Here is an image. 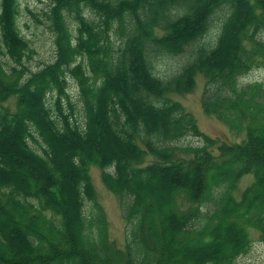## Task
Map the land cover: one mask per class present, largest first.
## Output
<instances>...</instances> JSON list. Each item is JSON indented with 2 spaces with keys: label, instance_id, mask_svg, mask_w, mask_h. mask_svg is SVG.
Returning <instances> with one entry per match:
<instances>
[{
  "label": "trees",
  "instance_id": "obj_1",
  "mask_svg": "<svg viewBox=\"0 0 264 264\" xmlns=\"http://www.w3.org/2000/svg\"><path fill=\"white\" fill-rule=\"evenodd\" d=\"M49 1L56 57L30 70L18 0H1L0 53L14 64L0 61V264H237L251 230L264 239V80L237 87L264 67V0ZM215 16V42L194 46ZM189 48L177 72L157 73L153 54ZM67 74L82 121L63 108V98L73 107ZM199 74L205 111L244 130L241 141L219 143L170 96ZM188 135L203 144L179 146ZM92 166L120 196L124 248L109 236Z\"/></svg>",
  "mask_w": 264,
  "mask_h": 264
},
{
  "label": "rangeland",
  "instance_id": "obj_2",
  "mask_svg": "<svg viewBox=\"0 0 264 264\" xmlns=\"http://www.w3.org/2000/svg\"><path fill=\"white\" fill-rule=\"evenodd\" d=\"M50 7L51 2L49 0H18V28L33 48V51L29 52V57L24 59V63L30 70H38L46 63L54 61L56 57L55 34L50 29ZM219 24V19L215 16L208 33L199 39L194 46L197 44L209 45L208 43L215 42L219 33ZM191 48L187 49V52L182 55L177 56L163 53L153 54V64L155 65L157 73L162 77H168L177 72L180 66L186 62L187 58L191 55ZM0 61L7 62L5 68H9L14 64L5 53H0ZM246 78L247 81L264 80V67L254 68ZM67 80L69 99L72 101L73 107L69 109L67 99L63 98V108L66 113L72 112L73 114L71 115L73 118L82 121L84 119V110L79 85L75 77L71 74H67ZM205 83V76L199 74L193 90L185 93H171L170 96L173 99L180 101L185 110L194 115L200 129L215 138L219 143H234L241 141L246 135L244 130L237 133L231 130L226 123L218 119L215 115L205 111L202 104ZM56 98L57 93H54L53 98L50 97L48 101L53 108V112H57L54 104ZM5 104L8 105L11 110H15L16 98H10ZM203 142L204 141L201 137L188 135L181 138L177 144L179 146H195L203 144ZM32 144L34 145L33 142ZM37 149L42 153L39 147ZM91 176L97 193V201L103 207L106 215L109 236L119 247L124 248L126 244L127 221L122 214L120 196L106 187L102 180V171L100 167L92 166ZM253 178L252 174H247L242 177L236 189L237 197H239L242 190L253 181ZM85 201L86 211L90 212L92 209V203L88 199ZM251 237L252 245L250 249L247 253L242 254L237 259V264H264V239H262L261 233L255 229L251 230ZM82 239H86L85 233L82 235Z\"/></svg>",
  "mask_w": 264,
  "mask_h": 264
},
{
  "label": "clouds",
  "instance_id": "obj_3",
  "mask_svg": "<svg viewBox=\"0 0 264 264\" xmlns=\"http://www.w3.org/2000/svg\"><path fill=\"white\" fill-rule=\"evenodd\" d=\"M243 83H247V78L245 76H238L237 87H240Z\"/></svg>",
  "mask_w": 264,
  "mask_h": 264
}]
</instances>
